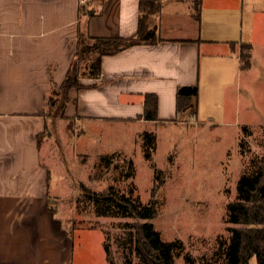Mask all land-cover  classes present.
<instances>
[{"label":"crops","instance_id":"crops-1","mask_svg":"<svg viewBox=\"0 0 264 264\" xmlns=\"http://www.w3.org/2000/svg\"><path fill=\"white\" fill-rule=\"evenodd\" d=\"M81 1L0 0V264H74V239L52 209L64 196L52 193L51 170L42 162L52 125L177 122L189 113H178L179 88L197 86L200 94L202 77L212 71L209 59H220L223 75L241 72L242 43L231 37L235 21L221 28L218 14L205 20L204 0H159L161 11L150 26L156 43L104 57L101 77L81 79L85 89L70 91L65 116L52 117V83L63 84L86 22L92 37L138 36L141 0ZM83 7L92 17L82 16ZM147 95L158 97L159 121L144 119Z\"/></svg>","mask_w":264,"mask_h":264},{"label":"rangeland","instance_id":"rangeland-1","mask_svg":"<svg viewBox=\"0 0 264 264\" xmlns=\"http://www.w3.org/2000/svg\"><path fill=\"white\" fill-rule=\"evenodd\" d=\"M204 2L205 20L208 14H218L221 28L235 21L231 37L235 35L242 44L251 43L252 58L249 68L243 66L240 73L224 75L220 59H209L212 71L202 77L196 115L189 110L177 122L166 125L88 120L51 126L50 141L43 143L42 162L51 170L52 193L59 191L57 194L64 196L63 204L55 203L52 209L59 210L74 239V264H111L106 245L111 260L124 264L120 243L127 226L145 222L99 216L80 184L96 192L111 186L122 193L133 190L148 204L155 168L162 172L164 184L156 195L158 217L149 222L164 241L183 243L176 263L186 264L184 256L190 255L196 264H224L217 252L222 242L228 243L227 229L234 227L227 223V206L236 200L241 177L264 169V0ZM201 65L207 66L206 57ZM144 132L156 135L152 160L146 157ZM109 155L115 157L106 171L99 167V159ZM129 161L134 164L133 178L125 175ZM250 264H258L257 258Z\"/></svg>","mask_w":264,"mask_h":264},{"label":"trees","instance_id":"trees-1","mask_svg":"<svg viewBox=\"0 0 264 264\" xmlns=\"http://www.w3.org/2000/svg\"><path fill=\"white\" fill-rule=\"evenodd\" d=\"M162 4L159 0H141L139 10L138 36L135 39L92 37L89 33L88 22L84 24L79 32L75 58L68 74L61 86L52 83V94L48 99L50 116L64 117L67 105L71 102L70 91L82 90L85 86L80 83L81 79H99L102 75V60L107 56L117 55L129 47L137 44L156 43L155 35L151 31L152 17L158 15ZM201 3L195 4V17L201 20ZM82 16L88 19L92 17L91 12L83 7ZM240 60L242 68L250 67L251 50L250 44L241 45ZM84 65V67H83ZM245 68V69H246ZM199 96V88L181 87L177 92L178 113L193 110L197 114L196 100ZM146 121H159L158 119V97L147 95L145 98ZM46 130V134H47ZM44 136L40 137V142ZM146 157L152 160L155 150L156 135L144 132ZM114 155L102 156L99 159V167H105L108 171L114 160ZM127 178H133L135 174L134 164L128 162ZM164 184L162 172L155 168L154 187L148 204L141 202L135 196L133 190L122 193L111 186L103 192H96L84 184H80V190L85 197L96 205L99 216H118L123 218L143 220V223L128 224L127 232L120 243L122 259L124 264H177L181 257L184 245L180 240L166 242L158 232L154 224L149 222L158 217L160 209L159 201L156 199L158 191ZM52 212L54 210L51 209ZM227 223L230 234L228 243H221L217 255L223 258L224 264H250L253 257L257 258L258 264H264V169L260 168L251 173L244 174L237 183V197L234 202L227 206ZM108 259L110 258V246L106 245ZM134 259L137 262H134ZM186 264H196L195 259L185 255ZM202 264H214L206 262Z\"/></svg>","mask_w":264,"mask_h":264},{"label":"built area","instance_id":"built-area-1","mask_svg":"<svg viewBox=\"0 0 264 264\" xmlns=\"http://www.w3.org/2000/svg\"><path fill=\"white\" fill-rule=\"evenodd\" d=\"M88 2H89V0H82V1H81V4H82V5H85V4H87Z\"/></svg>","mask_w":264,"mask_h":264}]
</instances>
